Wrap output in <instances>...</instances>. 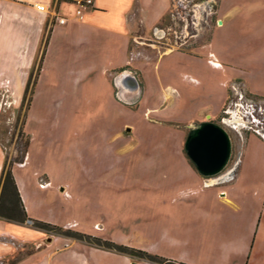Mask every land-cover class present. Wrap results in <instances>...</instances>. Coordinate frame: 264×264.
Instances as JSON below:
<instances>
[{
	"label": "rangeland",
	"instance_id": "rangeland-1",
	"mask_svg": "<svg viewBox=\"0 0 264 264\" xmlns=\"http://www.w3.org/2000/svg\"><path fill=\"white\" fill-rule=\"evenodd\" d=\"M169 1L154 28L132 32L127 56L111 41L92 69L81 53L50 57L18 104L15 89L0 88L8 164L29 141L18 174L31 179V218L62 229L40 231L47 247L23 264H77L71 250L90 264H160L95 246L106 242L178 264H264V0ZM205 121L231 142L228 164L210 177L184 150ZM0 240L2 262L20 240ZM36 250L26 244L18 258Z\"/></svg>",
	"mask_w": 264,
	"mask_h": 264
},
{
	"label": "crops",
	"instance_id": "crops-1",
	"mask_svg": "<svg viewBox=\"0 0 264 264\" xmlns=\"http://www.w3.org/2000/svg\"><path fill=\"white\" fill-rule=\"evenodd\" d=\"M52 2L53 0H0V88L15 89L11 97L13 104H18L22 100L36 58L42 51V38L48 24L51 26V33L36 86L42 81L45 68L52 61L50 57L56 55L64 59L75 55L79 58L78 54L81 53L82 61L92 69L103 61L99 51L104 49L105 42L110 44L113 41L111 46L123 47L122 52L127 56L130 36L137 30L139 23L144 25V30L148 33L166 16L170 5L169 0H95L93 8L85 11L82 18H78L74 10L61 12L62 7L73 6L70 1V3H59L58 7ZM40 5H43L47 12L39 11ZM58 16L66 18V22L59 24ZM114 41H117L116 45ZM126 66H128L127 62L116 68V71ZM4 160L3 148L0 145V175ZM27 162L13 167L12 173L27 219L33 222L27 205L29 192L27 185L31 179L18 174V170ZM217 190L215 191L218 192ZM0 232H2L0 236L5 238L19 239L24 246L32 242L37 244V250L23 255L17 264H23L26 257H31L47 247L45 244L41 248L42 233L23 223L14 222L7 226H2L0 223ZM31 236L33 239L30 241ZM52 242L56 243V241ZM4 245L5 243L0 240V249ZM71 245L72 242L69 245L70 249ZM66 248L64 247L63 250ZM92 250L97 251L94 247ZM70 254L77 264H90L84 253L71 250ZM123 262L131 264L127 257L123 258Z\"/></svg>",
	"mask_w": 264,
	"mask_h": 264
},
{
	"label": "trees",
	"instance_id": "trees-1",
	"mask_svg": "<svg viewBox=\"0 0 264 264\" xmlns=\"http://www.w3.org/2000/svg\"><path fill=\"white\" fill-rule=\"evenodd\" d=\"M70 0H53V5L55 7H58L59 3L62 2H69ZM50 33H51V29L48 30L47 35L45 36V32L42 38V53L40 56V63L37 69L36 74L34 75V73L32 72L28 78L27 84H26V90L25 92L27 93L29 91V89L31 88V95H33L36 84H37V79L38 76L40 74L41 68H42V62H43V58H44V54L46 51V47L49 41V37H50ZM25 93V94H26ZM24 94V95H25ZM29 101L31 102V97L29 99ZM28 147H29V141L25 140V142L23 143V147L21 148L20 151V156L18 158H16L12 164L14 163H23L25 156L27 155L28 152ZM12 164H8L7 159L5 157L4 160V164L2 167V171H1V175H0V218L9 222H17V223H24L27 219L15 180H14V176L12 173ZM192 164V163H191ZM2 205L5 206V211L1 212V207ZM33 226L36 230L39 231H45L46 233L52 231V230H56L59 232H62V229L47 224V223H43V222H39V221H33ZM48 228H51L52 230L49 231ZM55 232V231H52ZM57 232L58 236H63V237H68L67 235H64L63 233H59ZM100 242V240H98ZM96 247L98 248H102L104 250H109V251H113L115 253L121 254V255H125V256H133L134 254L132 253H136V254H142L144 257V259H148L150 261L153 262H157L160 264L163 263H167V264H178L172 261H168L166 259L163 258H159L157 256H151L148 255L146 253H143L141 251L135 250V249H131L128 247H124L121 245H115L114 243L111 242H106L104 244H100L97 243L95 244Z\"/></svg>",
	"mask_w": 264,
	"mask_h": 264
},
{
	"label": "water",
	"instance_id": "water-1",
	"mask_svg": "<svg viewBox=\"0 0 264 264\" xmlns=\"http://www.w3.org/2000/svg\"><path fill=\"white\" fill-rule=\"evenodd\" d=\"M132 88L134 81L127 78ZM185 153L196 171L204 177L221 173L229 162L231 142L226 130L211 121L202 122L189 131L185 143Z\"/></svg>",
	"mask_w": 264,
	"mask_h": 264
},
{
	"label": "built area",
	"instance_id": "built-area-1",
	"mask_svg": "<svg viewBox=\"0 0 264 264\" xmlns=\"http://www.w3.org/2000/svg\"><path fill=\"white\" fill-rule=\"evenodd\" d=\"M94 1L95 0H70L71 4L75 8L74 14L76 17L82 18L85 11L93 8ZM38 10L41 12H47V9L43 5L38 6ZM57 21L59 24H64L66 22V18L58 16Z\"/></svg>",
	"mask_w": 264,
	"mask_h": 264
},
{
	"label": "flooded vegetation",
	"instance_id": "flooded-vegetation-1",
	"mask_svg": "<svg viewBox=\"0 0 264 264\" xmlns=\"http://www.w3.org/2000/svg\"><path fill=\"white\" fill-rule=\"evenodd\" d=\"M0 237H3V236H0ZM19 247H20V249H19ZM19 247H16L15 248V251L13 252V253H11L8 257H7V255L4 257L5 259H4V261H2V262H0V264H5V263H7V261H9V259L11 260H13L14 262L12 263V264H17L18 262H19V260L22 258H18L19 257V255H20V253H22V251H23V248H24V245H22V243L20 242V245H19ZM22 247V248H21ZM22 249V250H21ZM16 255V256H15ZM17 257V258H16ZM11 260V261H12Z\"/></svg>",
	"mask_w": 264,
	"mask_h": 264
}]
</instances>
